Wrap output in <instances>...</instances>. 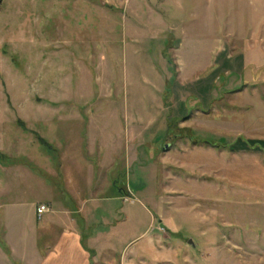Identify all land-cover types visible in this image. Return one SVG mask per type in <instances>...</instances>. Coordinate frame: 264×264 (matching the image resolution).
<instances>
[{"label": "rangeland", "instance_id": "1", "mask_svg": "<svg viewBox=\"0 0 264 264\" xmlns=\"http://www.w3.org/2000/svg\"><path fill=\"white\" fill-rule=\"evenodd\" d=\"M69 113L118 145L125 264H264V0H0V264L32 248L36 205H62L46 147L85 139Z\"/></svg>", "mask_w": 264, "mask_h": 264}, {"label": "crops", "instance_id": "2", "mask_svg": "<svg viewBox=\"0 0 264 264\" xmlns=\"http://www.w3.org/2000/svg\"><path fill=\"white\" fill-rule=\"evenodd\" d=\"M194 67H189L190 73L193 72ZM196 72L198 71L194 73ZM185 85L186 83L182 84L183 87ZM171 90L173 92L174 88ZM173 99L176 100V104L173 103L172 106L170 104V118L172 121L181 120L189 112L187 113L186 109L181 107L182 99L178 94ZM192 101L193 108L191 110L198 111L199 97L196 95ZM90 102L89 104L95 105L94 109L96 110L93 112L94 109H92L91 114L102 111L103 108L97 107L98 104H103L105 108L112 104V100L106 98H97ZM202 105L203 99H201ZM64 116L75 117L80 121L85 139L81 141L80 145L73 146L66 142L65 136L61 139L58 138L59 141L55 143V146L54 144L45 146L51 153L58 154L57 161L53 162L52 166L54 178L51 179V183L55 184V188H51V199L62 202V205L55 207L53 211H47L49 215L43 221H41V216L40 218L36 217V220L39 221H36L35 226L32 227L34 232L32 248L28 253H25V256L23 255L25 258L21 262L14 260L11 264H125L129 261L122 256L126 245L120 249L115 248L118 239H122L123 231L120 229L122 221L116 219L118 210L114 209L117 205L116 201L123 200L124 194L119 186L121 183L111 180L112 175L108 176L107 174L108 170L112 171L114 161H117L118 145L112 141V136L108 132L110 129L105 126L107 119L101 125L87 114L77 113L75 116H71L69 113ZM59 117H63V115H59ZM73 149L75 150V159L72 158ZM103 175L105 179L101 180ZM78 177L79 188L75 184ZM54 179L60 180L61 186ZM107 189L110 191L107 192ZM41 192L44 194L47 191L42 187ZM87 192L89 193L87 194ZM75 200L82 204L73 206L65 203ZM88 201H114V204L109 211L105 212L98 206L100 203H95L97 205L84 210L83 203ZM102 217L110 219L108 225L102 228L100 223L93 224L97 218ZM121 217L124 215L121 214ZM38 232H42L46 238L37 247ZM132 240L129 239L126 244ZM43 242H47V244L45 245Z\"/></svg>", "mask_w": 264, "mask_h": 264}, {"label": "trees", "instance_id": "3", "mask_svg": "<svg viewBox=\"0 0 264 264\" xmlns=\"http://www.w3.org/2000/svg\"><path fill=\"white\" fill-rule=\"evenodd\" d=\"M207 143H210V142H207ZM258 143L256 141H253V140H247V141H241L238 143V141L234 142V143H231V144H222V142H219V145H224L223 147H227L229 150H235V149H238V150H245V149H248L249 147H251L250 149H257L258 148ZM212 145V144H211ZM246 145L248 147H246ZM260 147V146H259ZM263 148H264V145H263Z\"/></svg>", "mask_w": 264, "mask_h": 264}, {"label": "built area", "instance_id": "4", "mask_svg": "<svg viewBox=\"0 0 264 264\" xmlns=\"http://www.w3.org/2000/svg\"><path fill=\"white\" fill-rule=\"evenodd\" d=\"M48 210V206L43 204V203H40L38 205H36L35 207V215L37 218H40V216Z\"/></svg>", "mask_w": 264, "mask_h": 264}]
</instances>
